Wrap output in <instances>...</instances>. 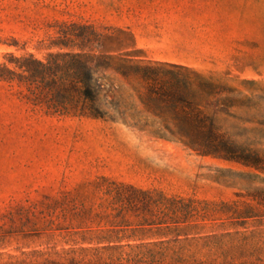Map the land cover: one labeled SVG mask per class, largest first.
Listing matches in <instances>:
<instances>
[{
    "label": "trees",
    "instance_id": "1",
    "mask_svg": "<svg viewBox=\"0 0 264 264\" xmlns=\"http://www.w3.org/2000/svg\"><path fill=\"white\" fill-rule=\"evenodd\" d=\"M66 37L60 45L68 46ZM130 52L106 57L58 52L46 60L8 54L6 62L0 61V82L16 84L33 110L48 115L129 124L113 112L121 101L127 107L136 100L142 114L159 121L148 123L146 117L142 132L203 157L264 172V90L245 97L198 70ZM245 109L257 110L255 119L246 121L255 127L231 131L219 124L223 116L237 118L234 111ZM156 123L160 127L154 128ZM241 175L252 184L259 179ZM106 181L107 186L97 187L96 205L64 198L39 212L41 234L61 246L0 264H264L263 189L253 188L249 195L254 205L218 204Z\"/></svg>",
    "mask_w": 264,
    "mask_h": 264
},
{
    "label": "rangeland",
    "instance_id": "2",
    "mask_svg": "<svg viewBox=\"0 0 264 264\" xmlns=\"http://www.w3.org/2000/svg\"><path fill=\"white\" fill-rule=\"evenodd\" d=\"M123 1L128 0H0V61L6 62L8 54L46 60L51 53L70 51L103 57L132 51L131 55L144 57L131 47L127 32L112 26ZM246 4L248 56L208 63L198 71L250 97L264 90V0ZM73 24L91 25L97 35L91 28ZM65 33L68 46L60 45ZM80 34L82 38L77 37ZM20 91L16 84L0 82L1 261L27 257L33 250L59 243L41 234L39 212L64 198L96 205L97 187L107 186L104 180L218 204L254 205L249 196L253 188L264 190V172L203 157L181 143L142 132L146 117L148 123L157 120L142 114L136 100L127 107L121 101L113 112L116 117L123 115L129 122L125 124L48 115L33 110ZM102 106L112 111L108 103ZM256 113L255 109L234 111L237 118L223 116L219 124L231 131L250 129L255 125L246 121L255 119ZM158 123L154 128L160 127ZM246 173L258 175V181L252 184L241 175ZM259 210L264 213V207Z\"/></svg>",
    "mask_w": 264,
    "mask_h": 264
},
{
    "label": "crops",
    "instance_id": "3",
    "mask_svg": "<svg viewBox=\"0 0 264 264\" xmlns=\"http://www.w3.org/2000/svg\"><path fill=\"white\" fill-rule=\"evenodd\" d=\"M246 2L128 0L114 13L112 26L127 32L131 47L142 51L147 60L202 70L208 63L248 56Z\"/></svg>",
    "mask_w": 264,
    "mask_h": 264
}]
</instances>
